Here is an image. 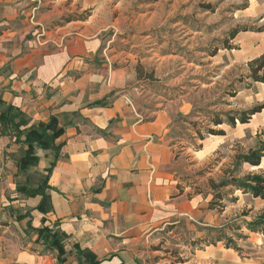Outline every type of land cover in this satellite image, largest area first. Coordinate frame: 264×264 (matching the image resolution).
<instances>
[{
    "label": "crops",
    "instance_id": "crops-1",
    "mask_svg": "<svg viewBox=\"0 0 264 264\" xmlns=\"http://www.w3.org/2000/svg\"><path fill=\"white\" fill-rule=\"evenodd\" d=\"M43 6L0 0V113L13 106L37 128L56 119L48 147L35 144L38 162L25 169L28 143L0 126L7 159L0 170L11 169L0 175V226L22 237L17 258L26 264H59L58 255L72 264H149L153 231L182 217L209 226L214 211L178 183L165 117L143 119L128 100L110 96L116 74L103 58V36L73 21L44 36L55 12ZM254 51H264V40ZM46 180L42 212L30 190ZM44 226L67 235L50 253L40 252Z\"/></svg>",
    "mask_w": 264,
    "mask_h": 264
},
{
    "label": "rangeland",
    "instance_id": "rangeland-1",
    "mask_svg": "<svg viewBox=\"0 0 264 264\" xmlns=\"http://www.w3.org/2000/svg\"><path fill=\"white\" fill-rule=\"evenodd\" d=\"M42 2L55 12L44 36L71 21L87 26L89 36H103V58L116 74L110 96L128 100L143 119L162 114L178 183L202 193L207 208L216 202V182L234 168L236 154L264 141V81L256 80L264 78L258 61L264 51H254L264 40V0ZM252 110L246 123L226 121ZM218 118L225 122L215 125ZM6 160L1 157V168ZM3 168L1 177L11 170ZM238 170L241 177L264 174V158L260 166L245 163ZM218 190L225 208L213 209L215 223L182 217L153 231L145 253L149 264H264V233L247 225L264 212V198L232 186ZM219 229L240 252L215 241ZM12 230L0 226V264H26L17 258L25 243Z\"/></svg>",
    "mask_w": 264,
    "mask_h": 264
},
{
    "label": "trees",
    "instance_id": "trees-1",
    "mask_svg": "<svg viewBox=\"0 0 264 264\" xmlns=\"http://www.w3.org/2000/svg\"><path fill=\"white\" fill-rule=\"evenodd\" d=\"M261 62V66H264V55L258 60ZM262 79H256L261 80ZM255 112L252 111H243L236 114H229L228 121L231 125L235 126L237 120L241 123H246L251 115ZM55 118L52 117L50 122L44 124L40 127H34V125H28L23 112L19 109L9 106L5 112L0 113V126L3 128H12L15 131L16 140L17 142L23 141L28 143V148L26 150V154L24 159L19 163L22 169L27 168L31 164H35L38 162L39 157L35 153V144H38L42 148L48 147V141L52 136H54L56 128L54 125ZM225 120L220 118L214 120V124H223ZM49 130H55L53 135H49ZM208 132L215 133L214 130L208 128ZM5 133L2 131L1 134ZM24 136V139L21 140V137ZM201 139L204 140V135H200ZM264 157V141H261V144L256 149H250L248 152H240L235 156L234 168L231 170L224 171L225 175L216 182V202L213 200L210 202L209 208L215 209L219 208L220 211H223L225 205H222L221 200L224 198L223 195L218 192L220 188H225L232 186L235 189H241L245 193H251L254 197H261L264 198V174L263 173H249L244 175L243 177L240 174H237L238 169L245 163H249L252 166H259L261 164V160ZM48 187L47 180L42 183L40 186L32 188L30 194L36 196L40 195L41 200L36 205V209L45 212L47 211L44 207L46 200L48 199V195L46 194V189ZM234 198L233 200H235ZM248 229L251 231H261L264 233V212L258 215L253 221L247 223ZM220 235L216 237V242L218 241H225V245L228 248H233L236 251L240 252L241 248L238 246L236 241L232 237L222 236V229H219ZM225 235V234H224ZM67 235L63 232L54 231L49 226H44L39 230V238L43 241L46 248L48 250L51 249V245L53 242H59L63 244V240ZM59 264H72L67 263L66 259L62 257V255L57 256ZM89 264H100L98 261L90 262Z\"/></svg>",
    "mask_w": 264,
    "mask_h": 264
}]
</instances>
